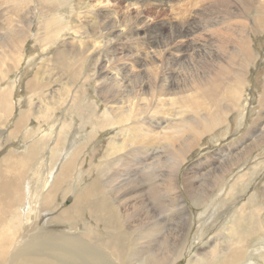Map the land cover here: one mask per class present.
<instances>
[{
  "label": "bare ground",
  "instance_id": "bare-ground-1",
  "mask_svg": "<svg viewBox=\"0 0 264 264\" xmlns=\"http://www.w3.org/2000/svg\"><path fill=\"white\" fill-rule=\"evenodd\" d=\"M12 1L15 2V7H18L28 0ZM163 1L63 0V4H61V0H31L34 3L32 10L34 18L37 22H41V24L37 23L39 25L36 29L33 25L37 31L35 35L33 34L34 36L32 35V38L38 42H35V44L44 46L52 43V41V45L57 44L60 41L59 37L70 28L74 34L64 37L68 38L64 42L65 48L54 50L53 61H56L58 65H64L67 57H64V55L65 59L60 57L62 52L70 55L71 53L79 54L78 65L82 66L84 61L86 63L83 75L84 83L94 80L97 89L99 88V93L102 94L107 110L103 109L100 114L93 115L96 124L91 123L92 130L88 132L90 139L96 137L94 131L96 129L99 132H105L108 129L120 126L112 135H108L105 142L97 144L92 150L93 154L89 155V159L92 160L89 167L83 164L84 156L82 161H79L80 163L77 164L76 162L83 150L81 145L68 144L65 147L67 152L65 151L63 157H61L64 162L59 160L61 163L58 164L61 166H57L56 169L52 168L53 171L50 170L49 165L42 166L45 164L43 162L49 159L42 154L43 152L38 147L39 144H47L48 136L43 134L36 137L34 141L31 140L30 143L24 144L23 146H29L27 156L21 153L24 152L22 151V145H13L12 139L20 137L19 133L24 127L29 128L28 121L31 118L37 119L34 114H29L27 110L19 112L11 131L4 132L5 130L3 131L0 128V264H135L139 260H142L141 264L174 263V254L178 243H175V247L168 248L165 242L166 238L159 237L161 232L156 236V228L150 227V221V226H148V212H144L145 215H143L141 208L145 207L144 191L147 194L159 188L162 189L163 194H166V184L169 181V189L176 196L171 203L175 202L177 204L181 219L186 214V207L183 204V196H181L176 183L178 171L170 168L172 173L168 177L163 173L162 176L154 179L152 178L153 174H151L152 176L149 175L150 171L148 170L150 169L147 170V167L142 165L145 168H141L140 173L144 181L148 182V185L146 187L142 186V181L141 185L136 184L127 190L125 187L121 192L116 191L113 187L111 181L113 177L110 180L106 177L105 182L100 180L99 177L110 170L109 168L112 167L113 163L116 164L113 166L117 167L119 166L117 164H120L123 169L127 165L126 153L133 150H136L137 154L145 153L146 147L150 144L149 142L157 144L163 134L173 138L170 134V128L177 129V136L174 138L175 140L180 139L177 153L174 154L176 166H178L181 163L180 159L195 147L198 139L219 126L224 117L227 116L226 114L239 111L242 108L245 109L246 100L244 96L248 85V74L251 68L256 65L254 61L259 56L253 49L254 47L259 49L260 45L258 43V46H256L244 30L247 23H252L251 30L259 28L264 30V10L258 0H195L197 3L205 1V4L201 5L207 7L204 10L208 15L212 11L222 12L220 20H224L223 23L225 24L222 31L217 32L215 30L218 42L214 43L216 45L214 49H210L208 43L211 40L200 42L197 38L193 39L191 37L188 44L184 42L177 44L178 41H176L180 37L194 34L192 26L194 24L190 22L194 21L193 18L190 14H187L188 12L182 13V9L187 10L188 7L191 9L194 0L192 2L190 0H168V4L162 3ZM180 4L183 8L176 10V7H180ZM68 8L69 11L66 10ZM165 10L169 13L176 11L178 16L170 18L166 22V32L152 31L154 20L152 13L161 14L162 12L163 14ZM198 13H201V10ZM250 13H253V15H248ZM186 14L187 16L184 17ZM245 15L247 23L242 19ZM171 16L173 15L171 14ZM233 18L235 22L233 24L229 23ZM80 21L83 23H80ZM46 22H49L51 29L42 34L40 29L47 25ZM209 23L211 22L209 21ZM154 24L164 25V22L158 21ZM176 26L183 30V34L179 35L175 32L174 27ZM43 29L46 28L43 27ZM28 33L24 31L20 33L13 32L8 35L9 38L5 43L0 42V62L2 63L4 58L8 60L6 66L0 71V81L5 76V72L16 69L19 62H21L24 43L31 38ZM86 37L87 40H85ZM130 40L134 41L129 44ZM183 47L184 50H182ZM165 63H170L172 69L165 67L166 69L162 71L160 68ZM175 64L178 66L174 67ZM70 65H73V63ZM38 68L40 69V67ZM38 68L37 70H39ZM150 71L154 74L155 71H158V73L156 72L153 75ZM43 73H45V69L42 73L37 72L35 76L28 79L26 87L29 91H32L31 89L34 87L36 91L42 86L49 85L47 82H41L43 78L41 74ZM257 74H260L259 85L261 88L264 82V70ZM145 76L146 80H143L142 77ZM149 76H154L152 81ZM179 78H181L180 82H178ZM154 80L155 82H153ZM134 82L140 83L135 84ZM104 83H110L106 89ZM128 83L131 86H128ZM41 94H44L43 90ZM166 98L170 101H166ZM255 101V107H257L259 113L256 114L253 125L241 137L240 142L244 147L238 148L239 151L233 147V149H229V155L231 156L228 160L231 165L227 169L224 167L225 163L212 164L216 165L213 172L219 171L220 173L215 176L218 180L234 168L232 167L233 164L245 159L251 150L257 146L260 147V144L262 145L264 142V91H258ZM165 102H173L175 107L178 110L180 109L179 114H198L203 117L198 119L193 115L192 118H182L174 124H163V129H167V131H155V128L162 124L161 120L154 127L144 123L141 126L138 123L130 126L131 120L136 121L139 119L140 122V119H146L144 113L154 114L152 111L159 107L157 104ZM124 103H128L132 107L129 110L126 109L128 111H123V108L118 106ZM114 104L119 105L115 106ZM12 111L13 106L10 98L7 97L6 91L1 92V121L2 118L10 117ZM238 114H241V112H238ZM29 132L31 133V130ZM30 133L24 132L21 137L23 142L31 137L29 136ZM171 137L168 139L172 140ZM248 137L249 142L247 143ZM58 142H60L59 139L54 141V144ZM69 152H73L72 157L66 159L67 155L70 154ZM111 155L114 157L113 160H108L105 163L95 162V159L100 160ZM160 156H156L155 161ZM34 158L37 163V167L34 166L37 168L36 171L34 170L35 176L34 172H32L33 174L30 173L33 170V164H35L33 162ZM213 160L216 163L217 159L213 158ZM158 164L161 165L160 161ZM158 164L156 163V167ZM113 168L115 169V167ZM119 169L121 168L118 167L116 170L119 171ZM112 174L110 171V173H106V176ZM133 178L135 179V177ZM203 180L205 181L206 178L201 179V181ZM204 181L201 189H206V193L202 194L206 197L205 195L209 190ZM118 184L120 185V183ZM63 185H65L64 188H62ZM218 185L219 183L216 181L212 184V189ZM198 187L195 186L194 188L189 184L187 191L189 193V191L195 189L196 194L200 195ZM59 193H61V196H58ZM134 193L138 195L136 197H139L141 193L139 198H141L142 203L133 202L130 205L131 200L129 199ZM69 194H71V198L69 197L71 204L69 206L62 207V203L59 205L56 203L58 197H60L61 202H65L64 200ZM16 205H23L28 215L24 214L23 217L13 219L11 216H13ZM262 210H264V205L258 207L256 211L253 208L252 211L247 213L246 217L251 216L252 213L254 215L259 214ZM80 221L82 222L80 223ZM180 221L175 220V223L178 224ZM258 222L259 220L256 218L255 225L249 227L246 234L250 235L259 231ZM123 225L125 226L122 228ZM146 236L152 239L151 241L148 238L149 243L152 242L149 245L144 242ZM138 238L144 240L141 241V245L137 241ZM169 242L171 243V240ZM142 243H145L146 246H143ZM157 244L159 247L152 251L153 246H157ZM239 254V250L236 248L232 249L227 256L215 258L211 255V259L217 261L220 258L218 261L221 264H228L239 260ZM144 255L145 257H143ZM177 255L180 257L183 254L179 251ZM215 264H218V262H215Z\"/></svg>",
  "mask_w": 264,
  "mask_h": 264
},
{
  "label": "rangeland",
  "instance_id": "rangeland-1",
  "mask_svg": "<svg viewBox=\"0 0 264 264\" xmlns=\"http://www.w3.org/2000/svg\"><path fill=\"white\" fill-rule=\"evenodd\" d=\"M7 1L8 0H0V42L3 41L5 43L9 38L8 35H11L13 32L20 33L24 31L28 33V31H30L28 34L31 35V38H29L28 41L24 43V48L23 51L21 52L22 59L21 62H19L18 64L19 66L17 65L16 69H11L5 72L6 73V74L4 73L5 76L2 77V80L0 81V93L6 91L7 97L10 98L11 104L13 106L12 115L10 117L8 116L6 117V119L2 118L1 121V116H0V123L2 122L0 128L3 131L5 130L4 132L11 131L12 128H14L15 119L17 118L19 112L27 110L29 111V114L30 113L34 114L35 117H37L38 121H36L37 120L36 118H31L28 121L29 128L24 127L23 129L24 131L22 130L20 132L23 133L22 134L19 133V135L21 136L14 137L12 139L14 146L15 145L23 146L24 144L30 143L31 140L34 141L36 137H40L41 135L44 134L48 136L47 144L46 143L39 144L38 147L41 150V152H43L42 154L45 157H47L49 160L43 162V164L44 163L45 164L42 166L45 167L49 165L51 171H53L52 168L56 169L57 166L60 167L61 165L59 164L62 161L61 157H63L65 151L67 150L65 149V147L68 144L69 145L73 144V146L81 145L83 149L81 151V155L76 159L77 164L82 161V158L84 156L85 158L83 164L84 166L89 167V164H91L92 162V160L89 159V155L93 154L92 150L97 146V144L105 142L108 135L109 134L112 135L113 132L117 130L120 125L118 127L111 128L110 130L108 129V131L105 132L102 131L99 132L95 128L96 130L94 131L96 133V137L93 138L92 140L90 139L88 132L92 130L91 125L96 124L95 122L96 120H94L95 117L93 115L100 114V112L103 109L105 111L107 110L105 102L103 101L104 99L102 98V94L101 92L99 93L98 91L99 88L97 89L96 87L97 85L94 80H90V82L84 83L83 75L86 68V63L84 61L82 66L78 65L79 64L78 58H80L79 54L71 53L70 55L68 53L62 52L60 54L62 56L60 57H63V55L64 57H67L66 59L63 57L65 59L64 62H66V64L64 65H58L56 61H53L54 50H56L57 48L63 50L65 48L64 42L68 39L64 37L70 36V34L73 35L74 32L70 28H68L67 29L68 31L64 32L61 37L58 36L60 41H58L59 43L57 42V44L52 45L53 41L52 43H48L47 45L44 46H41L40 44H35V42L36 43L38 42L35 41L34 38H32V35L36 34L37 31L35 29L39 24H41V22H37V20H35L34 15L32 13L34 3L31 2V0H28L26 1V3L24 4L22 3V5L20 4L18 7H15L16 4L14 1L12 0H9V2ZM61 1L62 2L60 3L63 4V0ZM190 2H192V0H190ZM258 2L261 3V6L263 7L264 10V0H258ZM162 3L168 4L169 2L168 0H164ZM44 4L46 6L45 2ZM47 4H49V2H47ZM181 4L180 7L175 6L176 10L183 8ZM194 4L193 6H191V9L189 7L186 8L187 10L182 9V13L185 14L188 12L187 14H190V16L193 18L192 20H194V21H190L191 24H194L192 25L194 34H191L192 36L186 35L178 38L176 40L178 41L177 44L179 42H184L185 44H188L189 39H191L192 37L193 39L197 38V40L200 42L211 40L210 43H208V47L210 49H214V47L216 46L214 45V43L218 42V37L216 36L217 32L222 31L223 25L225 24L223 23L224 20H220V16L222 12L212 11L208 15L204 10L206 6L201 5V4H205V1L197 3L194 0ZM66 10L69 11V8ZM200 10L201 13H198L200 12ZM163 14L162 12L161 14L152 13V15L154 16L152 31L155 32L158 31L162 33L166 32V27H165L167 25L166 22L170 18H174L175 16H178L176 11H172L171 13H169V11L165 10ZM171 14L173 16H171ZM187 14L184 17H186ZM195 15L196 17L197 16L198 17L197 18L194 17ZM248 15H253V13H250ZM242 19L244 20L245 23H247L246 15L245 17L243 16ZM29 20L30 22H28ZM158 21H163L164 25L154 24ZM209 21L211 23H209ZM129 22L131 21L129 20ZM234 22L235 19L233 18L230 20L229 23L233 24ZM80 23L83 22L80 21ZM251 24L252 23L250 24L247 23L244 32L248 34L249 38L253 40L256 46L258 45L260 46L258 47L259 49H256V47H254V49L252 48L257 53V55L259 54V56L257 60L254 61L256 62L255 63L256 65H254L251 68L248 74V85L246 86L245 89L246 93L244 96L246 100L245 109L242 108L239 111H233L230 114H226L227 116L224 117L225 121L223 119L222 123L219 126H217L215 129H213L210 133H206L202 135L198 139V142L195 145V147H193V149H191L189 152L187 153L185 152L186 154L180 159L181 163L178 166H176V159L174 154L177 153V149L180 145L179 143L180 139L175 140L174 138L177 136V132H176L177 129L170 128L171 129L170 134L173 136V138L167 134H163L162 136L163 139L160 137L161 139L159 142H157V144L154 142L153 143L149 142L150 144L148 147H146L145 153L137 154L136 150L126 153L127 155L125 154V156L127 157V165L125 167L127 168L123 167L122 169L121 165L117 164L119 165L118 167L121 168L119 169V171L121 170L119 174V171L116 170L118 167L113 166L116 165L115 163H113L112 167L109 168L110 170L106 171L103 175L99 177V179L102 180L103 182H105L104 180L106 179V177H108L107 178L108 180H110L113 177V179L111 180L113 187H115L116 191L121 192L122 190H124L125 187H126L125 189L127 190L131 186H134L136 184L141 185L142 181H143L142 186L146 187L148 185V182L144 181V178L140 173L142 171L141 168L143 169L147 167V170L150 169L148 170L150 171L149 175L152 176L151 174H153L152 178L154 179L159 178V176H162L163 173H165L166 176L168 177L172 173L170 168L178 171L176 183L178 189L180 190L179 192L181 193V196H183L182 198H183V204L186 207V214L182 216V218L180 219V214L177 204H175V202L171 203L172 201H174L176 196L173 193V191L169 189L168 186L169 181H167L166 184V194H163L162 189L159 188L147 194L144 191L143 195L145 194V196L143 195L142 196L144 197L145 207L141 208L143 215H145L144 212H148V217H147L148 226L151 225L150 227L156 228V234H155L156 236L161 232L159 237L160 238L162 237V239L166 238L165 242L168 248L175 247V243H178L176 245L177 246L176 253L174 254L175 260L173 264H215V262L221 264L218 261L220 258H218L216 261L214 259H211V255L212 257L215 258L220 256H227L232 249L234 250L236 248L239 250L240 253L239 260L232 261L228 264H264V210L260 211L259 214L254 215V213H252L251 216L246 217L247 213L252 211L253 208L254 211H256L258 207L260 208L264 205V200H263L264 199L263 198L264 142L262 143V145L260 144V147L258 146L255 147L253 149L254 151L251 150L252 152L250 151V154L248 153L245 159L233 164L232 167L234 168L231 170L232 172L231 171L227 172L225 176H221L220 180H218L217 177H215L220 174L219 171L213 172L215 171L216 165H212V164L225 163L224 167L226 169L231 165L229 164V160H228L231 156L229 155V149L235 148L237 150L238 148L244 147V145L240 142L241 137L244 135V133L245 134L247 133V130L250 128L251 125H253V121L254 118L256 117V114L259 113L257 107H255L256 106L255 99L258 91H264V82L262 83L260 88L259 85L260 74H257V73H261L264 70V30H262L261 28L257 30H251L250 29ZM33 25L35 26V29ZM22 26L25 28H23ZM18 27L21 28L19 29ZM43 27L46 29H43ZM43 27L40 29V32H42V34H45L47 30L51 29V25H49V22L47 23V25H44ZM213 27L217 28L218 30L214 29ZM179 28H180L179 26H176L174 27V30L176 29L175 32L181 35L183 34V30ZM51 34H55V33H51ZM85 40H87V37L85 38ZM133 41L134 40H130L128 43L131 44ZM176 41L174 42V44L176 43ZM182 50H184V47L182 48ZM172 52L174 53V51ZM47 58L50 59L46 60ZM51 58L53 63L51 61ZM7 62L8 60L5 58L2 61V63L0 62V71L4 66H6ZM72 63L73 65H70ZM165 64H163L160 68L162 71H164L167 67L172 69V67H170V63H165ZM60 66L61 68L64 69H61ZM77 66L80 68H78ZM177 66H178L177 64L174 65V67ZM38 67H40V69ZM37 68L39 70H37ZM44 69H45V73L41 74V77H43L41 82H47L49 85L42 86L40 89L36 91L34 87L33 89H31L32 91H29L26 87V82L28 81V79L35 76V73L37 72L42 73ZM57 71L59 72L57 73ZM156 72L158 73V71H155V74ZM150 73L152 72L150 71ZM152 74L155 75L154 73ZM149 77L150 79L152 78L151 81L154 78V76H149ZM142 78L143 80H146V76ZM180 80L181 78L178 79V82H180ZM153 82H155V80ZM184 82H188V81L185 80ZM134 83L139 84L140 82H134ZM108 84L110 83H104L105 89L107 88ZM128 86H131V84L129 85L128 83ZM42 90L44 92L43 95L41 94ZM166 101H170V99L166 98ZM114 105L118 106L119 104L118 105L114 104ZM157 105H159V107L158 108L156 107V110L152 111L154 114L144 113L143 115H145L146 119H142V120L140 119V122L138 121L139 119L136 121L131 120V123L129 122L131 124L130 126H134V123H136V125L138 123L141 126L144 123L146 125L150 124L151 126L154 127L156 126L155 124L159 123V121L161 120L162 124L158 128H155V131L157 130L167 131V129H163L164 128L162 126L163 124L165 125H169L170 123L174 124V122L182 118H192L193 115L198 119H201L203 117L202 115H198V114H179L180 109L178 110V108L175 107L173 102L171 103L165 102ZM118 107L123 108V111H128L132 106H130L128 103H124V104H120ZM30 108H32L31 112H30ZM238 112H241V114H238ZM47 116L50 117L47 118ZM38 124L40 127L38 126ZM29 130H31V133L29 132ZM24 132L30 133L29 136H31L29 138L30 140L28 139L25 142H23V140L21 139ZM169 137H171L172 140L168 139ZM57 139H59L60 142L54 144V141H56ZM246 142L247 143L249 142V137H248V141ZM22 151L24 152L21 153L27 156L29 154L28 152L29 146L28 145L27 147L23 146ZM4 152L5 150L3 151V153ZM69 153L70 154L67 155L66 159L72 157L73 152H69ZM158 155L159 156L161 155L158 160L160 161L162 166L158 164L159 163L158 160L155 161L156 160L155 157ZM213 158L217 159L216 163H214ZM57 159L58 161L59 160L61 161L58 162ZM111 159L112 160L114 159L112 155L107 156L106 158L100 160L95 159V162L105 163ZM143 160L145 161V163ZM33 162L35 164H33L32 167L33 170H31L30 172L31 174H33L32 172H34V170L36 171L37 169L36 168L37 163L35 162V158ZM62 162H64V160ZM156 163L158 164L157 167H156ZM142 165H144L145 167L144 166L142 167ZM113 167H115V169ZM110 171L113 174L110 176H106V173L108 174L110 173ZM125 173L127 174L125 175ZM27 174L28 172L26 173V175ZM35 175L36 174L34 172V176ZM125 177L126 179H124ZM133 177H135V179ZM202 178H206V180L203 181L208 185L209 191L205 195L206 197L202 196L203 193L204 194L206 193V189L205 190L201 189L202 186L204 185L202 183L203 181H201ZM216 181L219 183V185L216 188L212 189V184H214ZM116 182L120 183V185L118 183L116 184ZM189 184L192 185L194 188L195 186L196 187L199 186L198 190L200 195L196 194L195 189L189 191L188 193L187 189H189L188 188ZM115 185L116 186L119 185V186L116 187ZM64 187L65 185L62 186V188ZM70 195L71 194H69L68 197L65 198L64 200L65 202H61L60 197H58L56 203L58 205L62 203L63 205L62 207L69 206L71 204ZM58 196H61V193H59ZM131 196L129 199L131 200L130 205L133 202L142 203L141 198H139L141 197V193L139 197H136L138 196L136 193L132 194ZM24 214L28 215L26 214L25 207L23 205H16V209L13 213V216L11 217L15 219L18 217H23ZM256 218L259 220L258 228L260 230L257 231L258 230L257 229L256 230L257 232H254L250 235L246 234L248 232L249 227L255 225ZM175 220H177V222L180 220L181 221L177 224L175 223ZM149 221H150V225H149ZM81 222L82 221H80V223ZM124 226L125 225H123L122 228ZM176 234L178 235V237ZM139 238L137 241L140 242L139 243L140 245H141V241L144 240H145L144 242L146 244L148 243V245L152 243L151 242L152 239L149 238L148 236H146L144 240L142 239L139 240ZM148 238L149 240H151L150 241L151 243H149ZM170 240L171 243L169 242ZM144 244L143 246H146V244L145 245ZM157 247H159L158 244L157 246L154 245L152 251L156 250ZM239 248H241L242 250ZM179 251L183 254L180 257H178L177 255V252ZM143 257H145V255ZM141 263L142 260H139L135 264H141Z\"/></svg>",
  "mask_w": 264,
  "mask_h": 264
}]
</instances>
